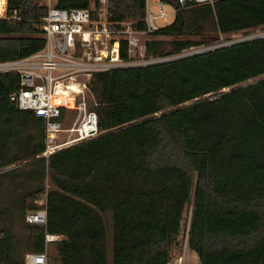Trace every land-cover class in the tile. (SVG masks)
<instances>
[{
  "label": "trees",
  "instance_id": "obj_1",
  "mask_svg": "<svg viewBox=\"0 0 264 264\" xmlns=\"http://www.w3.org/2000/svg\"><path fill=\"white\" fill-rule=\"evenodd\" d=\"M159 1L173 16L142 33L146 60L264 30V0ZM10 2L20 20L0 19V62L44 44L40 0ZM58 6L96 10L100 2ZM105 10L144 31V0H105ZM119 55L127 56L124 41ZM18 82L15 72L0 73V170L12 186L17 177L31 186L0 201V264H22L6 223L41 207L44 224H25V252L51 264H107V213L110 264H167L190 204L186 244L198 264H264V36L91 74L84 98L98 133L47 157L39 155L44 120L9 100ZM45 233L61 237L44 243Z\"/></svg>",
  "mask_w": 264,
  "mask_h": 264
},
{
  "label": "built area",
  "instance_id": "obj_2",
  "mask_svg": "<svg viewBox=\"0 0 264 264\" xmlns=\"http://www.w3.org/2000/svg\"><path fill=\"white\" fill-rule=\"evenodd\" d=\"M40 2L44 5V13L36 27L44 39L42 48L26 57L0 62V73L18 74V88L9 95V100L44 120L43 150L39 155L47 157L55 150L98 133L96 115L87 108L84 98L91 74L130 66L129 54L136 49L139 54L143 53V44H138L137 35L155 30L171 19L159 0L153 2L155 14L149 11L148 0H144V31L133 30L128 21L110 20L105 0H99L100 6L96 10L93 7L61 8L59 0ZM18 12L16 4L0 0V19L19 21ZM121 41L126 47L125 59L119 55ZM67 121L68 125H65ZM60 133L65 134L64 139L57 141ZM189 214L188 211L177 239L179 251L175 254L174 246L170 252L177 264H188ZM23 219L29 224H44L45 210L41 207L26 211ZM60 237L45 233L43 241L50 243ZM22 264H47V261L44 253L28 251L22 256Z\"/></svg>",
  "mask_w": 264,
  "mask_h": 264
},
{
  "label": "rangeland",
  "instance_id": "obj_3",
  "mask_svg": "<svg viewBox=\"0 0 264 264\" xmlns=\"http://www.w3.org/2000/svg\"><path fill=\"white\" fill-rule=\"evenodd\" d=\"M149 4V11L152 13V14H155L156 11L151 7L150 5V0L148 2ZM164 7L165 9L168 11L169 13V17L170 19H172V16H173V9L171 6L167 5V4H164ZM254 34H262L264 35V30L262 31H255ZM240 35H232L231 38H235L237 39V37H239ZM241 38V37H240ZM143 40H144V35L143 34H138L137 35V42L138 44H143ZM201 47H198V48H193V49H189L187 51H184L183 53L185 52H189V51H193V50H196V49H199ZM129 65L130 66H138V65H145V64H149V63H153V61H156V60H159V59H149V60H146L143 56V54H139V50L136 49L135 51L131 52L129 54ZM254 79H249L243 83H247V82H251L253 81ZM88 96V95H87ZM89 98V96L87 97ZM85 98V100L87 99ZM87 101V100H86ZM87 104V103H86ZM72 114V113H70ZM66 120H68L66 118ZM65 125H68V121L66 122ZM64 136L65 134L64 133H60L58 135V138H57V141H61L64 139ZM7 169V168H6ZM5 169V171H6ZM10 172H4L3 174L1 173V170H0V183H1V186L2 188L5 190V192H3L2 194H0V201L2 202V200H7V201H10V196L12 195L11 192H15V193H22L24 190V187L25 186H31L30 185V181L28 179H18V177L16 178V182L18 183V186L16 184V186H12L9 182V178H8V174ZM45 179H43V183H44V186H45ZM42 203L43 200L40 198L39 200H37V203ZM191 205V204H190ZM188 205L186 208H185V213L183 215V220L182 222H185V219H186V215H187V212H188V209H189V206ZM3 208L1 205H0V209ZM11 210H16V209H11ZM18 212V210H17ZM108 213L103 215L102 216V220H103V225H104V231H105V252H106V263L107 264H110V243H111V232H110V220L108 218ZM5 218V217H4ZM7 220V219H6ZM2 222H4L3 225H5V220L2 219L1 220ZM1 224V223H0ZM25 222H24V219H23V216L21 217L19 215V213L16 214V218L10 220L8 222V226H7V223L5 225V227H7V229L10 231V234L12 235L13 239L15 240V242H17L16 244V252L19 254V259L21 258V256H23V254L25 253V251L28 249L27 247V243L25 242L26 240V234H25ZM46 248V254L49 253V252H52V244H47L45 246ZM179 251V242H178V246L173 250V252L175 254H177ZM187 254H188V264H197L198 263V259H197V256L196 254L191 251V250H187ZM73 260L72 259H68V262H72ZM58 262V259H56V263ZM52 263V260H47V264H51ZM167 264H177L176 263V258L175 257H170L169 259V262Z\"/></svg>",
  "mask_w": 264,
  "mask_h": 264
},
{
  "label": "water",
  "instance_id": "obj_4",
  "mask_svg": "<svg viewBox=\"0 0 264 264\" xmlns=\"http://www.w3.org/2000/svg\"><path fill=\"white\" fill-rule=\"evenodd\" d=\"M261 36H264V35H262V34H252V35H249V36H244V37H241V38L232 39V40H228V41H225V42L217 43V44H214V45H211V46L202 47V48H199V49H196V50H193V51L181 53V54H178V55H175V56H172V57L159 59V60L153 61V63H155V62H163V61H168V60H173V59H179V58H184V57H188V56H192V55H195V54L204 53V52H207V51H210V50H214V49H217V48H221V47H225V46H228V45L236 44V43H239V42L247 41V40H250V39H253V38H256V37H261Z\"/></svg>",
  "mask_w": 264,
  "mask_h": 264
},
{
  "label": "crops",
  "instance_id": "obj_5",
  "mask_svg": "<svg viewBox=\"0 0 264 264\" xmlns=\"http://www.w3.org/2000/svg\"><path fill=\"white\" fill-rule=\"evenodd\" d=\"M148 2H149V0H148ZM153 2H154V0H150V5H151L152 8H153ZM148 9H149V4H148Z\"/></svg>",
  "mask_w": 264,
  "mask_h": 264
}]
</instances>
